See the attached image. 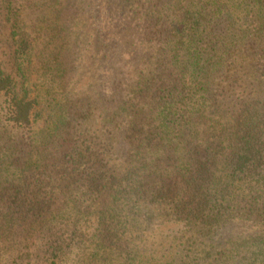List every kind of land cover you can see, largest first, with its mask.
<instances>
[{
    "label": "trees",
    "instance_id": "16d2710c",
    "mask_svg": "<svg viewBox=\"0 0 264 264\" xmlns=\"http://www.w3.org/2000/svg\"><path fill=\"white\" fill-rule=\"evenodd\" d=\"M0 264H264V0H0Z\"/></svg>",
    "mask_w": 264,
    "mask_h": 264
},
{
    "label": "rangeland",
    "instance_id": "374dc122",
    "mask_svg": "<svg viewBox=\"0 0 264 264\" xmlns=\"http://www.w3.org/2000/svg\"><path fill=\"white\" fill-rule=\"evenodd\" d=\"M164 231H166L165 229H163Z\"/></svg>",
    "mask_w": 264,
    "mask_h": 264
}]
</instances>
